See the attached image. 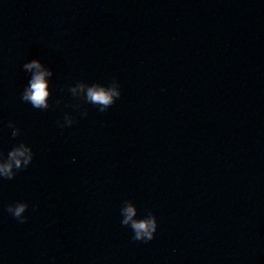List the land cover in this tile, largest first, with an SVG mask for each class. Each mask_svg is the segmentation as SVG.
I'll return each mask as SVG.
<instances>
[{
	"label": "water",
	"instance_id": "95a60500",
	"mask_svg": "<svg viewBox=\"0 0 264 264\" xmlns=\"http://www.w3.org/2000/svg\"><path fill=\"white\" fill-rule=\"evenodd\" d=\"M34 59L47 108L23 99ZM20 143L0 264H264V0H0V159Z\"/></svg>",
	"mask_w": 264,
	"mask_h": 264
},
{
	"label": "clouds",
	"instance_id": "9594fccd",
	"mask_svg": "<svg viewBox=\"0 0 264 264\" xmlns=\"http://www.w3.org/2000/svg\"><path fill=\"white\" fill-rule=\"evenodd\" d=\"M25 69L33 72V79L26 87L23 99L31 102L37 108H47L49 106L48 98L51 95L49 88V80L47 77L52 75L50 69L46 68L39 59H34L24 65ZM87 92L88 100L101 103L107 108L115 103L117 97L121 95L117 87L104 88L100 86H87L81 84L79 88H74L73 92ZM103 110V109H102ZM69 123L71 118L69 117ZM14 127V125H10ZM19 129L13 131V135H19ZM34 159V152L28 143H20L15 146L9 153L6 159H0V177L12 179L16 175V170L28 167ZM28 209V204L18 202L15 205L8 207V211L17 219L24 221L27 219L23 214ZM126 219L124 224H131L134 230L133 239L138 241H151L155 238L158 222L156 218L150 217L143 220L134 219L137 214V209L134 205L129 204L123 210Z\"/></svg>",
	"mask_w": 264,
	"mask_h": 264
}]
</instances>
